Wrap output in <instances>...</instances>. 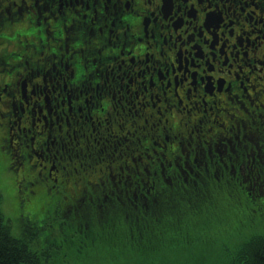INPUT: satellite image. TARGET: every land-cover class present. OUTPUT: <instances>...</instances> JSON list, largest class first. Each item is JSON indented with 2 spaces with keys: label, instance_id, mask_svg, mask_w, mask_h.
I'll return each instance as SVG.
<instances>
[{
  "label": "flooded vegetation",
  "instance_id": "af4514ba",
  "mask_svg": "<svg viewBox=\"0 0 264 264\" xmlns=\"http://www.w3.org/2000/svg\"><path fill=\"white\" fill-rule=\"evenodd\" d=\"M254 20L264 30V0H0V154L24 193L13 216L48 240L68 223L88 237L107 198L133 224L190 195L264 209Z\"/></svg>",
  "mask_w": 264,
  "mask_h": 264
},
{
  "label": "rangeland",
  "instance_id": "374dc122",
  "mask_svg": "<svg viewBox=\"0 0 264 264\" xmlns=\"http://www.w3.org/2000/svg\"><path fill=\"white\" fill-rule=\"evenodd\" d=\"M252 27L256 32L255 36L262 37L264 30L255 24V20L252 22ZM9 198L8 193L3 194V203L0 206L3 219L6 223L9 221L13 236L32 241L31 248L42 254V257L37 256L40 264H229V255L226 256L229 252L233 254L237 247L242 246V243L253 235H264V212L260 217L248 213L238 224H232L230 217L234 216V208L240 207L239 204L232 202L231 208H222L219 216L222 220L221 224H206L210 219L200 216L198 219L200 218L199 221L204 219V224L196 231L198 233L191 237L181 236L176 232L171 236L166 233L168 237L159 247L161 250L142 248L133 253L134 255H130L132 250L126 249L127 245H125L122 248L123 253L118 255L117 248L105 244L84 247L79 242L73 244L58 238L55 243L54 237L44 241L39 232L36 237L40 239L37 240L39 242L37 245L33 236V227L29 223L23 225L18 223L13 212L7 207ZM238 213L244 215L246 212L245 209L239 208ZM42 230L41 228L40 232Z\"/></svg>",
  "mask_w": 264,
  "mask_h": 264
},
{
  "label": "trees",
  "instance_id": "16d2710c",
  "mask_svg": "<svg viewBox=\"0 0 264 264\" xmlns=\"http://www.w3.org/2000/svg\"><path fill=\"white\" fill-rule=\"evenodd\" d=\"M205 185L212 188V185L207 181H204L203 184H198L201 188ZM163 186L169 188L166 184ZM188 194L186 195L188 196ZM190 197L182 198L184 204H180L178 208H165L163 210V216L160 219L151 220L149 218L147 221L142 222L144 219L140 218L137 224L131 223L132 216L128 218L124 213L123 206L129 205L128 202L107 198L106 205L113 208L108 209L110 210V214L108 213L104 217V220H99L93 227H88L86 233L90 239L83 235L81 237L78 235V238L73 237L69 229L71 223H68L66 225L67 232L65 235L60 236V240H65L73 244L79 242L84 247L105 244L117 248L116 253L119 252L118 255H120L123 253V246H125L122 239L124 240L125 233L127 234L130 228L134 226V228L140 229L137 231L142 235L141 241L136 245L140 247L138 248L139 250L142 248L161 250L159 247L164 244V241L168 237L166 233H169L171 236L176 232L181 236L191 237L198 233L196 232L197 230L203 227L204 219H210L206 224H215L222 221L219 218L222 213V208L214 207L212 197L208 198L206 202L197 200L196 195H190ZM180 202L181 197L178 196H175L174 202L172 201L173 205H177ZM254 212L259 214L258 211ZM198 217L204 219L199 221L200 218L198 219ZM37 235H34V239L38 245L39 242L37 240L40 239L36 238ZM31 242L30 240H23L13 236L9 223L3 220L0 213V264H40L38 257H42V254L31 248ZM242 244V246L235 249L233 254L229 252L226 255H229V264H264V235H253L247 238ZM133 245H131L132 249ZM133 252L136 253V251ZM130 255L134 254L132 253ZM164 260H167V258H164Z\"/></svg>",
  "mask_w": 264,
  "mask_h": 264
},
{
  "label": "snow or ice",
  "instance_id": "6c2138e0",
  "mask_svg": "<svg viewBox=\"0 0 264 264\" xmlns=\"http://www.w3.org/2000/svg\"><path fill=\"white\" fill-rule=\"evenodd\" d=\"M8 169V165L5 164L4 162V157L3 154H0V206H2L3 203V194L4 193H8L9 195H21L23 196L24 193L22 191V189H16V190H10L7 185H8V181L5 180V172ZM23 182V181H21ZM12 183H16L15 179L13 178ZM17 203L19 204L20 201H17Z\"/></svg>",
  "mask_w": 264,
  "mask_h": 264
}]
</instances>
